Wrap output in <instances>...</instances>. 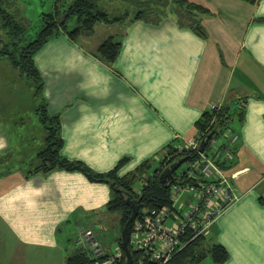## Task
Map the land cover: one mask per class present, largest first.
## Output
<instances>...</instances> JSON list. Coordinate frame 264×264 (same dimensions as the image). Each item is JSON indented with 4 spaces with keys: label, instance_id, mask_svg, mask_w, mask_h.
I'll return each instance as SVG.
<instances>
[{
    "label": "crops",
    "instance_id": "crops-1",
    "mask_svg": "<svg viewBox=\"0 0 264 264\" xmlns=\"http://www.w3.org/2000/svg\"><path fill=\"white\" fill-rule=\"evenodd\" d=\"M187 1L209 11L201 16L206 38L170 13L159 23L131 17L116 24L122 47L112 64L92 54L104 41L94 33L51 38L34 56L42 96L61 123V155L99 173L119 165V177L173 141H194L211 105L245 99L230 172L239 200L206 239L226 248L223 264H264V0ZM30 92L0 87V159L29 162L42 147L44 132L30 129L36 117L26 121L36 107ZM26 169L0 177V264H67L84 229H108L114 218L110 185L78 171L26 177Z\"/></svg>",
    "mask_w": 264,
    "mask_h": 264
},
{
    "label": "trees",
    "instance_id": "trees-1",
    "mask_svg": "<svg viewBox=\"0 0 264 264\" xmlns=\"http://www.w3.org/2000/svg\"><path fill=\"white\" fill-rule=\"evenodd\" d=\"M132 1L144 8L139 10L133 19L159 23L163 16L168 15L167 8L170 3L162 4L164 1L157 0L152 5V2L148 0ZM249 2L255 3L256 0H249ZM101 3L102 0H55L54 11L43 14L39 30L31 38L32 36L28 33L29 28L20 21V10L16 0H0V21L5 32V39H0V58L8 59L11 66L18 71L19 77L25 80L28 88L31 89V97L36 102L34 114L37 124L44 132L42 147L37 151L34 160L18 161L17 157L13 156L0 159V177L11 172L13 168H21L22 164H26V177L35 174L48 175L56 170H65L81 172L91 182L106 183L111 188V200L106 205V211L119 215L122 234L132 215V209L126 202L127 193L137 200L139 209L137 218L140 217L144 208L156 209L170 205L171 187L175 182L164 187L160 182V174L166 167L181 158H186L187 161L197 159L201 150L187 149L180 141H173L163 149L162 155L144 161L134 172L123 177L117 175L119 165L112 171L99 173L82 161L70 160L61 155L63 146L61 123L58 116L49 114L47 110L42 96L44 83L36 67L34 56L51 38L60 34H66L71 40L78 41L81 37L92 35L98 23L114 25L130 19L128 12L115 15ZM172 4L174 8L170 14L175 15L182 26L194 29L203 38L207 37V32L201 23V16L209 13L207 9L187 0H174ZM121 47L122 42L110 36L92 54L105 63L112 64L117 60ZM245 109V99H236L221 105L219 109L206 110L196 123L198 129L196 140L200 144L205 142L204 150L201 152L208 154L209 144L213 138H219L226 132L236 134L235 128L243 122ZM123 162L124 160L120 164ZM221 166L225 165L221 164ZM175 176L179 177L177 172ZM140 180L144 183L141 189L136 191L135 184ZM117 242L118 246L122 247L121 235L117 238ZM131 252L133 264H139V253L132 250ZM209 256L215 263L223 264L227 261L229 254L223 245L209 244L206 236H201L190 242L166 264H201ZM67 264H93V259L87 252L78 251L68 258ZM120 264H126L124 253Z\"/></svg>",
    "mask_w": 264,
    "mask_h": 264
},
{
    "label": "built area",
    "instance_id": "built-area-1",
    "mask_svg": "<svg viewBox=\"0 0 264 264\" xmlns=\"http://www.w3.org/2000/svg\"><path fill=\"white\" fill-rule=\"evenodd\" d=\"M220 107L213 104L210 109ZM238 137L226 132L213 138L208 154L199 151L197 159L179 167V177L174 174L171 204L142 209L130 234V250L139 253V264L168 263L190 242L206 236L217 218L239 200L233 186L236 173L230 174ZM184 147L195 150L200 143L195 139ZM77 246L90 255L93 264H120L124 253L119 246L114 251L106 248L93 227L79 234Z\"/></svg>",
    "mask_w": 264,
    "mask_h": 264
},
{
    "label": "rangeland",
    "instance_id": "rangeland-1",
    "mask_svg": "<svg viewBox=\"0 0 264 264\" xmlns=\"http://www.w3.org/2000/svg\"><path fill=\"white\" fill-rule=\"evenodd\" d=\"M141 1H146V0H141ZM152 2L151 4L154 5L157 0H148ZM162 4H169L170 6L167 8V13H170L172 8H174V5L172 4L174 0H162ZM17 6L19 8L20 12V21H22L23 24L27 25L28 33L31 38H33L36 34V31L39 30L41 21H42V16L43 14H48L52 13L55 8V0H16ZM109 12L115 14V15H122L126 12L130 14V18L134 17L135 14L139 11L144 9L142 5L136 4V2L132 0H102L101 3ZM71 25L73 23L71 22ZM122 31L120 30L119 26L117 28V25H107L104 23H98L95 26L94 34H93V39L94 41L101 42L108 38V36L112 35L116 39L120 38V33ZM0 39L4 40L5 39V32L2 29L1 26V21H0ZM1 47V44H0ZM19 87L23 88L26 87L28 91V86L26 81L22 80L19 77L18 71L15 70L8 59L6 58H0V87ZM32 95V92H30ZM27 96V95H26ZM28 97V96H27ZM17 98L21 101L24 102V95L17 94ZM12 109H14L12 107ZM36 116L34 115H26V121L27 123H31L30 120L34 119ZM20 121H23V118H19ZM37 120V118H36ZM25 121V119H24ZM29 128V127H28ZM9 129V128H8ZM33 131H36V135L39 133L42 135L41 127H38L37 125H34V128H30ZM30 130V131H31ZM40 131V132H39ZM220 141V139H218ZM155 166V165H154ZM182 168V167H181ZM152 173V171H151ZM150 173V174H151ZM178 173H180V170H178ZM144 181H138L135 184V190L139 191L143 185ZM112 221L110 223L107 222L105 224V227L108 226V229H101L94 225L93 227L98 235L100 236V239L104 246L106 248H109L111 251H114L117 248V238L121 235L120 233V224L117 222L116 228L113 227V222L117 220V217L119 216L118 214H111ZM92 227V226H91ZM89 228V227H88ZM202 264H213L212 258L209 256L207 257Z\"/></svg>",
    "mask_w": 264,
    "mask_h": 264
},
{
    "label": "water",
    "instance_id": "water-1",
    "mask_svg": "<svg viewBox=\"0 0 264 264\" xmlns=\"http://www.w3.org/2000/svg\"><path fill=\"white\" fill-rule=\"evenodd\" d=\"M205 147V142L200 144V150L203 151ZM186 161V158H181L178 161L172 163L170 166L166 167L162 173L160 174V182L164 187H168L171 182L174 181V174L179 169V167ZM126 202L130 205L132 209V215L130 219L127 221L124 229L122 230L121 234V246L122 250L126 256V264H133L132 252L130 250V234H131V227L133 222L136 220L138 216V203L137 200L134 199L133 195H129Z\"/></svg>",
    "mask_w": 264,
    "mask_h": 264
}]
</instances>
